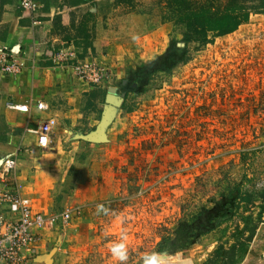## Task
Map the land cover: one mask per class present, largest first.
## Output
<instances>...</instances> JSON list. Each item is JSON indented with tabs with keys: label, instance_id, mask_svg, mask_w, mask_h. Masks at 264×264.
<instances>
[{
	"label": "rangeland",
	"instance_id": "rangeland-1",
	"mask_svg": "<svg viewBox=\"0 0 264 264\" xmlns=\"http://www.w3.org/2000/svg\"><path fill=\"white\" fill-rule=\"evenodd\" d=\"M131 2L147 16L139 25L164 29L162 47L154 63L128 71L127 131L110 148H66L69 160L48 181L49 214L81 211L61 235L63 264H120L110 252L120 242L126 264L146 254L165 264H264V202L243 198L264 189L260 0ZM236 4L246 6L243 21L228 37L183 20L208 10L216 23Z\"/></svg>",
	"mask_w": 264,
	"mask_h": 264
},
{
	"label": "crops",
	"instance_id": "crops-1",
	"mask_svg": "<svg viewBox=\"0 0 264 264\" xmlns=\"http://www.w3.org/2000/svg\"><path fill=\"white\" fill-rule=\"evenodd\" d=\"M20 3L0 0V48L19 52L27 66L17 77L0 75V189L3 164L17 159L19 171L8 175L6 187L29 197L37 211L49 214L48 181L55 180L52 174L69 160L65 149L78 150L88 143L110 148L117 133L127 131L131 111L123 87L130 78L128 71L156 61L151 57L160 49L164 29L149 31L139 25L136 20L147 16L131 0H39V25ZM61 48L74 49L77 61L111 68L114 78L96 87L83 83L71 65L57 66L50 60ZM44 119L52 120L53 132L51 144L43 150L28 130ZM111 157L108 152L109 168ZM65 232L60 227L40 231L43 239L33 264H46L37 259L54 249L53 264H63L66 251L59 248V241Z\"/></svg>",
	"mask_w": 264,
	"mask_h": 264
},
{
	"label": "built area",
	"instance_id": "built-area-1",
	"mask_svg": "<svg viewBox=\"0 0 264 264\" xmlns=\"http://www.w3.org/2000/svg\"><path fill=\"white\" fill-rule=\"evenodd\" d=\"M20 7L31 12L35 25L40 24L39 0H21ZM50 60L57 66L71 65L75 77L89 86H100L114 77L112 71L97 63L77 61L76 51L71 48H61L50 55ZM26 67L22 54L0 48V75L17 77ZM38 107L45 109L42 103ZM23 108L28 110L27 106ZM52 130V120L44 119L36 128L28 131L37 137V148L44 150L51 144ZM17 168L18 161L14 158L3 164L4 187L0 189V264H33L43 239L40 231L53 230L56 227L65 230L81 214L73 206H65L55 215L37 211L29 197L5 185L8 184V175Z\"/></svg>",
	"mask_w": 264,
	"mask_h": 264
},
{
	"label": "trees",
	"instance_id": "trees-1",
	"mask_svg": "<svg viewBox=\"0 0 264 264\" xmlns=\"http://www.w3.org/2000/svg\"><path fill=\"white\" fill-rule=\"evenodd\" d=\"M236 1L237 0H235V3ZM252 1L256 2L257 0H252ZM245 7L246 6H243V4L242 5L236 4V6L234 5L232 7H228L224 15H222L223 18L216 23L212 21L211 17L209 16V13H207L208 10L207 11L205 10L206 12H202V13L199 12L195 14H191L187 12L183 15L184 17L183 20L187 22V24H189L191 27L196 26L197 27L196 29H200L201 32H206V33L215 32L216 36H224L234 32L239 28L243 20L242 18H239L240 16H238L237 14L242 12V9H245ZM256 7L257 8L259 7L258 11L264 13V0H260V5ZM250 8L255 9V7L252 6ZM247 16L245 17V19L247 18ZM205 43H209V42L206 40ZM130 111H132V109H130ZM240 192L241 190H239L237 196L235 197L236 200L242 197V193ZM257 194H259V196L263 199L264 202V189L254 194L247 193L246 195H243L244 201L248 203L252 202L253 196ZM223 216L225 218H228L229 214L225 213L223 214Z\"/></svg>",
	"mask_w": 264,
	"mask_h": 264
},
{
	"label": "clouds",
	"instance_id": "clouds-1",
	"mask_svg": "<svg viewBox=\"0 0 264 264\" xmlns=\"http://www.w3.org/2000/svg\"><path fill=\"white\" fill-rule=\"evenodd\" d=\"M101 210L106 211V209H103L102 206L98 208V212ZM123 239H126V237H122V240ZM110 252L112 256L120 262V264H126V261L128 260V254L125 243H114L110 249ZM143 264H165V260L164 257L159 254H146L143 257Z\"/></svg>",
	"mask_w": 264,
	"mask_h": 264
},
{
	"label": "water",
	"instance_id": "water-1",
	"mask_svg": "<svg viewBox=\"0 0 264 264\" xmlns=\"http://www.w3.org/2000/svg\"><path fill=\"white\" fill-rule=\"evenodd\" d=\"M57 252V249H54L52 252H50L49 254L45 255V256H41L37 259V262L39 261V263H43L45 262L46 264H53V257L55 255V253Z\"/></svg>",
	"mask_w": 264,
	"mask_h": 264
}]
</instances>
